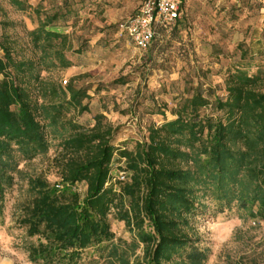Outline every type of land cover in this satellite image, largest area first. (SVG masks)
<instances>
[{
  "label": "trees",
  "instance_id": "obj_1",
  "mask_svg": "<svg viewBox=\"0 0 264 264\" xmlns=\"http://www.w3.org/2000/svg\"><path fill=\"white\" fill-rule=\"evenodd\" d=\"M3 1L15 10H34L38 23L27 32L32 57L20 55L9 35L0 36V211L4 192L13 185V152L33 159L48 150V130L59 135L50 160L58 181L30 176V198L14 220L24 230L30 262L97 264L88 250H113L111 216L143 245V260L135 264H201L204 251L186 230L203 206L201 197L209 195L219 210L236 200L264 214L260 65L253 72L242 64L229 70L222 97L213 93L212 98L210 90L198 86L179 98L174 119L151 124L146 140L120 147L115 145L118 127L103 115H95L90 126L71 116L88 110L86 88L62 87L41 76L42 70L72 65L67 52L73 46L56 28L57 21L67 19L68 6L41 14L27 0ZM178 20L157 26L151 43L160 29H171ZM208 107L211 112H204ZM114 160L123 162L115 175ZM78 184L85 186L83 194Z\"/></svg>",
  "mask_w": 264,
  "mask_h": 264
},
{
  "label": "rangeland",
  "instance_id": "obj_2",
  "mask_svg": "<svg viewBox=\"0 0 264 264\" xmlns=\"http://www.w3.org/2000/svg\"><path fill=\"white\" fill-rule=\"evenodd\" d=\"M40 13H53L68 6L65 21L56 28L68 35L73 48L67 52L72 65L42 70L41 76L62 87L72 83L86 88L91 98L88 110L73 113L85 125L101 114L118 127L115 145L131 148L144 141L151 124L174 119L179 98L197 87L222 97L224 78L236 65L253 72L264 69V0H184L180 18L171 29H160L149 47L138 49L118 29L132 15L140 0H27ZM1 34L16 41L20 55L32 57L27 32L38 23L34 10L19 11L0 0ZM41 17H43L41 15ZM79 49V50H78ZM241 53H245L242 58ZM2 51L0 50V55ZM204 112H211L210 107ZM48 130L49 148L27 160L13 152V185L4 192L0 211V264H38L27 258L24 230L14 220L20 205L30 198L27 179L43 175L58 181L50 160L59 135ZM123 162H113V175ZM83 194L85 186L78 184ZM202 208L188 220L189 235L204 251L201 264H264V214L257 206L242 208L233 201L219 210L209 195L201 197ZM113 250L88 251L97 264H135L143 260V245L122 221L110 216ZM177 264V263H174Z\"/></svg>",
  "mask_w": 264,
  "mask_h": 264
},
{
  "label": "built area",
  "instance_id": "obj_3",
  "mask_svg": "<svg viewBox=\"0 0 264 264\" xmlns=\"http://www.w3.org/2000/svg\"><path fill=\"white\" fill-rule=\"evenodd\" d=\"M184 0H140L137 10L119 23V30L124 32L134 45L141 50L150 45L157 26H171L180 18ZM119 172V178H124Z\"/></svg>",
  "mask_w": 264,
  "mask_h": 264
}]
</instances>
